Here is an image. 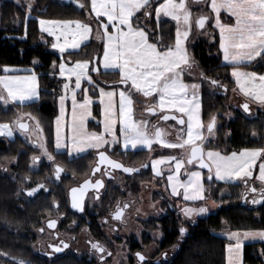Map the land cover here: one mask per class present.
I'll return each instance as SVG.
<instances>
[{"label":"snow or ice","instance_id":"snow-or-ice-1","mask_svg":"<svg viewBox=\"0 0 264 264\" xmlns=\"http://www.w3.org/2000/svg\"><path fill=\"white\" fill-rule=\"evenodd\" d=\"M16 2L19 3V0H16ZM195 2L206 5L210 8V13H203V10H201L202 14L196 17L194 21L193 12L186 0H163L154 8L156 28L162 26L161 17L169 18L177 24L173 47L158 43L156 34L149 30L146 25H140V17H136L135 21L132 19L142 9H144V16L151 17L152 4L150 0H91V10L95 13L96 18L106 17L108 22L103 24L102 68L106 72L108 70L113 73L118 72L119 83L125 85V90L119 92L118 113L114 101L116 92L105 91L103 87L99 88L101 104L104 105L103 133H88L86 131L85 119L91 114L89 111L91 100L86 95L82 103L76 99V89L81 88L82 81L86 80L88 84L94 83L90 71L99 74V68L95 67L96 61L92 62L90 69V62L87 58L76 61L72 67H68L69 61L63 59L64 53L69 48L73 50L81 48V45L89 39L92 28L88 23L81 21L39 19L40 31L55 36L58 41V43L52 45V48L61 54V62L58 65L59 76L68 81L75 77L74 89H70L68 83L63 85L64 90L66 92L71 91L72 94L71 136L62 140L59 129L60 120L57 119L58 127L55 140L57 154L66 151L71 158L74 154L83 153L88 149H96L101 164H107L112 169H119L131 175L138 173L140 169L126 167L110 159L106 152L99 151V149L105 145H122L124 150H136L138 146L151 150L154 144L169 149H183L184 156L181 158L169 155L154 160L152 171L156 177H163V171L158 170L157 165L165 163L171 165L174 162V169H169L166 179L171 186L172 196L180 195L178 189L183 188L184 201H205L206 199L203 177L199 171L186 170L187 180H178V174L185 167V163L187 165L198 163L200 168H207V180L209 182H212L213 179L225 183L244 180L247 184V181L252 179V169L257 159L264 156V147L245 149L239 153L233 151L230 155H222L220 151L216 150H206L205 145L210 143L209 137L216 129L217 121L215 116L211 118L206 127V135L203 131L205 126L200 119L199 112L201 105L198 93L201 84L187 83L184 80L186 68L190 69L195 64V59L190 56L185 42L189 39L193 24L197 29L205 30L206 25H209V21H214L211 26L219 30V48L223 53L225 64L232 66L231 75L235 78L237 87L250 100L264 105V74L258 75L256 71L242 70V68L251 66L253 62H258V58L259 61H264V0H195ZM76 6L79 9L87 8V4L80 3L79 0H77ZM32 11V4L29 3L25 16V29H27V21L32 18ZM221 11H226L230 17H233L234 24L222 23ZM108 25H113L114 34L109 33ZM181 25H183V32H181ZM57 31H59V35H57ZM61 37H63V43H59ZM100 38L98 35L97 39ZM33 63L39 64V60L34 59ZM56 67L54 61L53 68ZM4 71L9 72V69L6 67ZM206 78L202 74V79ZM208 82L213 86H222L216 79H209ZM0 85H3V89L7 93L6 96L0 94V101H3L5 105L9 102L19 101L21 105L30 102L29 106H34V102L41 98L38 78L35 73L28 76L2 77L0 78ZM87 91L85 88V94ZM134 94H141L146 98L158 97L147 110L153 116L157 115V110H159L161 113H165L159 117L160 119L165 122L175 120L176 124L181 126L175 138L176 142H168L164 139L166 133L156 124H153L150 129L147 119H133ZM104 98H107L106 103ZM65 99L66 96L59 97L61 116L64 115ZM241 107L245 113L250 112L249 103L246 102ZM168 113H180V116ZM27 115L29 119L35 122V131L39 137V133L42 132L40 121L31 113ZM184 116L187 117L186 120L182 118ZM22 120L23 117H18L15 122L16 126L21 132H28L29 125L22 122ZM117 123L120 124L119 136L115 127ZM6 135H12V127L8 123L0 124V136ZM256 135L257 133L253 132V136ZM107 137H111V139H107ZM34 147L40 149L41 156L45 157L48 162L55 163L56 155L48 150V146L44 141H39ZM41 156L34 155L31 158L33 167L40 163ZM145 167L147 166L145 165ZM63 171L64 168L56 164L54 169L56 180H60ZM94 172H100V167H96ZM105 175H109V173L106 171ZM257 179L261 185L259 196L255 195L258 191L256 187H249L248 191L253 194V198L249 202L253 205H264V163L259 165ZM174 181L176 182L174 183ZM104 186L103 180L97 179L94 184L91 181H86L81 188H73L71 190V207L83 213L85 211L83 203L84 190L94 187L98 194L96 198L99 199V191ZM41 189L48 191L45 184H38L29 188L26 195L34 197ZM123 207L126 209L128 205L125 204ZM182 212L185 218L192 220L193 217L208 214L209 208L206 204L196 207H184ZM123 215V209L117 208L113 219L120 221ZM192 222L195 224L194 220ZM56 224L57 222L53 220L48 223L47 227L55 229ZM43 231L44 229L41 228L40 232ZM179 232L183 237L187 232V228L182 226ZM227 238L230 241H235L234 245H229V253L235 251L239 259L243 242L247 240L264 241V230L244 231L243 233L229 231ZM50 247H52L53 253H59L68 248L69 245L62 243V246L50 245ZM92 249L100 254L106 252V249L99 243H93ZM6 255V253L0 251V257ZM107 255L111 256L112 253L107 252ZM136 255L138 261L143 264L146 260L145 256L141 253ZM259 255L264 257V250ZM14 264H29V262L14 260ZM101 264H104L103 256H101ZM229 264H232L231 259ZM262 264H264V261H262Z\"/></svg>","mask_w":264,"mask_h":264},{"label":"trees","instance_id":"trees-1","mask_svg":"<svg viewBox=\"0 0 264 264\" xmlns=\"http://www.w3.org/2000/svg\"><path fill=\"white\" fill-rule=\"evenodd\" d=\"M79 2L88 6L87 0H79ZM26 11L23 6L12 1L0 4V76L4 74L5 67H17L21 74H37L41 98L34 102V106H29V103L24 105L17 103L5 108L0 104V122H11L16 111L31 113L40 121L47 144L52 147V121L56 115V94L61 80L53 76L57 73L51 72V65L54 61L58 64L60 58L50 52L49 38L43 36L38 21L39 19H83L84 14L82 9L79 10L72 4H63L57 0H36L31 13L32 18L27 21V29H25ZM222 18L225 22L231 23L229 18ZM149 23L155 31L158 43L167 46L175 43V27L171 22L162 21L160 28H156L153 20ZM214 33V43H200L192 47L193 57L201 74L208 80H218L222 85L215 86L216 93H211L204 87L201 96L203 123H208L213 116L220 122L215 142L207 146L223 153L264 147V111H258L255 117H250L249 114L234 109L226 103L227 93L233 88L230 77L231 67L222 65L219 38L217 32ZM90 47L91 44H86L80 51L71 55L68 53L67 56L74 61L84 60V51ZM214 54H217V57ZM34 59H38L39 64H34ZM245 69L261 73L264 71V61H259L258 58V62H253ZM116 75L113 72L101 73V76L108 81L116 79ZM224 89L226 90L223 91ZM230 113L233 118L229 120L227 116ZM94 115L98 116L96 108ZM253 132L257 135L253 136ZM35 152V148L27 145L18 136L10 140H0V251L7 254L0 257V263L14 264V260H25L29 264H95L70 256L49 263L33 254L32 240L27 234H32L39 225L40 219L53 212L54 205L58 204L62 209L67 207V187L74 180L82 179L87 175L88 165L92 161L91 153L71 160L64 154L53 153L56 155L55 162L73 174L74 179L69 178L62 183V186L53 183L49 186L48 195H39L27 202L22 198L25 193L22 187L25 184L28 187L31 184L47 183L51 171V164L47 162H42L37 170L30 169L31 157ZM118 154L128 163L145 164L148 159L146 150ZM10 163L11 170L8 171L7 165ZM134 176L133 194L140 191L142 182H148L153 178L150 167ZM207 185L209 196L218 207L207 216L194 220L195 224L192 222L186 227L187 232L183 237L179 232L181 224L178 223L176 211L168 210L162 217L139 220L144 230L162 231L164 237L159 244L161 250L175 248L170 261L166 264H226L225 251L228 241L218 234L222 222H225L231 231L264 230V205L248 207L240 202L245 193L244 185L226 184L214 180L207 182ZM223 189H227L229 193L220 196V191ZM111 202L110 199L102 204V216ZM162 205L165 207L164 203ZM94 231L100 236L98 227L94 226ZM262 250H264L263 242L246 244L243 248V264H262L264 257L259 255Z\"/></svg>","mask_w":264,"mask_h":264},{"label":"rangeland","instance_id":"rangeland-1","mask_svg":"<svg viewBox=\"0 0 264 264\" xmlns=\"http://www.w3.org/2000/svg\"><path fill=\"white\" fill-rule=\"evenodd\" d=\"M6 1H12L19 6H23L26 10H27V5L29 3L32 4V8H34V6L36 4V0H19V3H17L16 0H0V4H2L3 2H6ZM87 2H88L87 8L82 9L83 14H84L83 19L70 18V19H52V20L81 21L83 23H88L89 26L92 28V32L89 36V39L84 44L81 45V48L77 49V50H73V49L69 48L64 53L63 59H65L66 61H69L68 67L74 66V63L76 61H82V60H75L74 61V60L70 59L67 56V54L73 53V52H78L86 44H91V47L84 51V55H85V58H87L90 62V69L92 67V62L96 61L95 67L99 68V74L95 71H90L91 72L90 75L92 76L94 83H96V80H98L101 82H105L106 85L111 84V86H110V87H112L111 89H113V91H115L117 94V98L114 97V99L116 98V101H117V107L116 108H117V113H118L119 92L121 90H125V85L119 83L120 78H119L118 72H116L117 78L116 79L115 78L110 79L109 81L104 79L101 76V73L106 72L102 68V56H103V45H104L103 24L108 23L107 18L106 17L96 18L95 13L92 12V10H91V0H87ZM161 2H163V0H150V3L152 4V15H151V17L144 16L143 15L144 9H142L140 12L136 13V16H134L132 19H136V17H140L141 18L139 21L140 25L141 26L146 25L147 28L154 33L155 31L152 29V26L149 23V21L153 20L156 23L154 8H155V6L158 5V3H161ZM186 3L189 5L190 10L193 12V21L195 20L196 17H198L199 15L202 14L201 10H203V13H210V8H208L206 5H204L202 3H196L195 0H186ZM222 17H224V19L228 18L226 15H224V16L222 15V16H220V18L222 20H223ZM161 21H169L174 25V27H175V39H176V28H177L176 22L169 19V18H166V17H161ZM212 24H213V21L210 20L209 25H206L205 30H201V31L197 30V28L195 27V24H193V29H192V32L189 36V39L187 42H185L190 56L193 57L192 47L195 46L196 44L198 45L200 43H203V44L214 43V40H215V38H214L215 33L214 32H215V30L212 28V26H211ZM38 25H39V23H38ZM117 26H119V25H117ZM180 27H181V32H183V25H181ZM39 29H40V25H39ZM108 29H109L110 34H114L113 25H108ZM124 30H126V29H124ZM42 33H43V36L45 38H49V45H50L49 50H50V52L57 55L60 58V62H61V54L57 50L52 48L53 44L58 43L55 36H50V35H48L47 32H42ZM57 35H59V31H57ZM98 35L101 37L100 39H97ZM42 42H44V41H42ZM59 43H63V37H61V40L59 41ZM174 44L172 45L173 47H174ZM214 55H216V57H217V54H214ZM59 63L56 64L57 67L55 69L53 68V64L51 65V72L56 71L58 73V75L55 74L53 76H56L58 79L61 80V83H59L58 88H57L58 93L56 94V115L52 121L53 130H54V121L58 115L57 103L60 102L59 97L60 96H66L65 101L69 102L70 107L72 105L71 91L66 92L63 88V85L65 83H68L70 89L75 88V77H72V80L68 81L67 79L59 76V69H58ZM5 68H3L4 74L1 75L0 78L6 77V76H28V75L32 74V73L21 74L20 69H18L17 67H7L9 69V72H5L4 71ZM107 72H112V71L108 70ZM35 75L38 78V84H39V77L37 74H35ZM184 80L187 83H200L201 84V88H200L199 93H198V99H199L200 105H201V96H202L204 87L206 88L207 91H209L211 93L217 92L216 91L217 88L213 85H210L208 82L209 81L208 79H202V74H201V72L197 66L196 61H195V64L193 65L192 68H190V69L186 68V70L184 72ZM94 83L88 84V82L86 81L84 84L83 82H81V86L83 84V86L86 89H88L89 85L92 86V85H94ZM77 90L78 89H76V92H77L76 95L78 96V100H79L78 102L82 103L84 101L85 95L89 99L93 100V102L90 103L93 117L86 121V123H85L86 131L88 133H103V131H104V127H103L104 114H103L101 104L98 102V97H96V95L95 96L90 95V93L88 91L85 94V92L80 91V90L77 91ZM39 91H40V86H39ZM91 91H92L91 93H95L94 89H92ZM0 94H3L5 96L7 95V93L3 89V85H0ZM157 99H158V97H155V96L146 98V97L142 96L141 94H134L133 119L134 120L147 119L149 121V128L150 129H151V126L153 124H156L158 127L162 128L164 130V132L166 133V135L164 136V139H166L168 142H176L175 138H176L177 132L181 128V126L177 125L176 122H174V121H168V122L161 121L159 117H161L165 113H161L159 110H157V115H155V116L150 115L146 112L148 107L151 105V103L155 102ZM236 102L237 101L234 99L233 96H229V95L227 96L226 103L228 106H230V107L236 106L237 107ZM15 103H19V101L15 102ZM15 103L9 102L7 105L10 106V105H13ZM27 103H30V102H25V104H27ZM0 104L3 107H5V106L7 107V105H5L3 103V101H0ZM69 104H68V106H69ZM232 105H234V106H232ZM72 107H73V105H72ZM95 108L98 110V116L94 115ZM78 111H79V109H78ZM199 112H200V119L202 121L201 108H200ZM27 114H28V112L16 111L15 117L13 118V120L11 122H6L12 127V135L11 136H7V135L6 136H0V140H10V139L16 138L18 136L21 139H23L27 145H30L31 147L36 149V152L34 155L41 156L40 149L38 147H34V145L38 144L39 141H41V140L47 144V138L45 136V133H44L42 127H41L42 132L39 133V137H38V135L35 131V122L32 119H29ZM70 114H71L70 117H71V123H72V112H71V110H70ZM168 114L176 115L178 117L180 116V113H168ZM230 114L227 116V119H229V120L233 118L232 115H230ZM18 117H23L22 122L27 123L29 125V131L28 132H21L19 130V128L16 126L15 122H16ZM182 118L185 120L187 119L186 116H184ZM216 121H217L216 129H214V133L209 137L210 143L215 142L217 130L220 126V122L217 119H216ZM202 123H203V121H202ZM208 123H203L205 126L203 131H205L206 135H207L206 127H207ZM0 124H3V123L0 122ZM184 127L186 129V125ZM119 129H120V125H119V128L118 127L116 128L118 136H119ZM121 141H122V138H121ZM207 145L208 144L205 145L206 150H213V149L209 148ZM47 146H48V144H47ZM48 150L52 153H56V150L54 147V131H53V135H52V147L48 146ZM139 150H146L148 152V159H147V162L145 164L150 167L151 174H152L153 178L148 182H142L140 184L141 185L140 191L137 194L131 193L130 195H128V191L126 192L127 200L132 199V206L130 208L128 216L124 217L125 222L123 223V227L120 228V234H123L126 237L130 236L132 234H136L135 236L138 237V239L141 238V243L143 246L142 251L145 255L150 256L152 254V255H155L156 258H158L159 256H161L165 252V253H167L166 255L168 258L167 262H169L172 254L174 253L175 248L173 247L171 249L161 250L159 244H160L162 238L164 237L162 231L160 229H156L154 231L141 229L139 227V224H140L139 218L142 220H146V219H150V218H159V217L164 216L168 210H173V211H176L177 219L179 221L178 223L181 224V227L182 226L188 227L192 223L193 220H196L198 218H203V217L207 216L208 214L212 213L213 211H215L217 209L218 205L209 196V190H208V185H207V182H209L207 180L208 169L199 168L197 166L198 163H194L193 165H187L185 163V167L182 168L180 173L178 174V180H180V181H186L187 180L188 177L185 175L186 170L187 171H199L203 177V183H204V187H205V197H206L205 201H184L183 200V188L178 189V191L180 192V195H178V196H172L171 195L172 189H171V186L168 184L166 177L169 174V169L170 168L174 169V162L171 165L167 164V163L157 165V169L163 171V174H164L163 177H156L155 174L153 173L152 162L154 160L160 159L161 157H166L169 155H175V156H177V158H181L184 156V150L183 149H169V148H164L159 144H154L152 146L151 150H149L147 148H143L141 146H138L136 150H131V149L124 150L122 148V145H121L120 147L117 146L113 151H115V153L117 155H119L118 154L119 152H123L125 154L128 151L136 152ZM88 151H89V149L87 151H85L84 153L88 154L89 153ZM103 152H106V151H103ZM109 153H111V152H109ZM78 155H80V154H78ZM93 155H94V152L91 153V156H93ZM67 158L70 159L69 157H67ZM74 158H72V159H74ZM42 162H44V163L47 162V163L51 164V171L47 177V181L50 182L51 184H53L54 183V175H53L54 174V168L53 167L56 166V164H57L56 162L55 163L48 162L45 157L41 156V160H40V163L38 165L33 167L32 166V159H31L29 167L31 170H37ZM126 164L130 167H133V168H137V167H140L142 165H145V164H137V163H128V161L126 162ZM10 165H11V163L7 165V168L9 167L8 171L11 170ZM142 171H145V170H142ZM213 174H214V169H213ZM134 177L135 176L133 175V178ZM213 178H214V176H213ZM213 180L215 181V179H213ZM175 182L176 181H174V183ZM216 182H219V181H216ZM73 183L75 184V181H73ZM36 185L37 184H31V186L27 187V185L25 184L24 187H22V188H24V191L26 192L29 188L35 187ZM45 185H46V187L50 188L48 186V184L45 183ZM249 187H251L250 184H245L243 186L245 193L242 195L243 197H242L240 202L241 203L243 202L248 207H255L256 205H253L252 203L249 202L253 198V194L248 191ZM257 190L258 191L255 195L258 197L259 196V194H258L259 188ZM228 193L229 192L227 189H223L220 191V196H225ZM22 198L26 199L24 194L22 195ZM162 203H164L165 207H163ZM205 204L209 208L208 214H206L204 216L193 217L192 220H188L187 218L184 217L183 212H182V209L184 207H196V206H203ZM227 204L228 203H225V205H227ZM93 205H94V202L92 201L91 198H89V200H87V207L91 208ZM222 226L224 227V229H226V227L228 228V226L226 225L225 222H222ZM224 229L221 228L220 233H225V232L231 231L229 228H228L229 230L227 229L226 231ZM241 233H243V232H241ZM103 234L107 237V239H110L109 237L114 235V232L110 228L105 227V229L103 230ZM140 235H142V236H140ZM89 237H90V233L87 232L84 227L79 229L78 233H77L76 243L72 247H74V249H77L79 251V253H83V254L86 253V251H88L86 239ZM234 243L235 242H233V245H234ZM263 243H264V241H263ZM113 251H114V253H113L112 258L109 259L108 261L104 262V264H122V263L124 264L123 261H125L126 256L128 254L127 248L123 244H119V245L115 246V249ZM95 255H93V256H95ZM94 260L96 261L95 264H101L98 261V258L94 257ZM0 264H2V263H0Z\"/></svg>","mask_w":264,"mask_h":264},{"label":"flooded vegetation","instance_id":"flooded-vegetation-1","mask_svg":"<svg viewBox=\"0 0 264 264\" xmlns=\"http://www.w3.org/2000/svg\"><path fill=\"white\" fill-rule=\"evenodd\" d=\"M106 153L111 159L120 162L124 166H128L125 160L118 156L115 151L111 152L112 154L109 152ZM96 155L97 153L92 156V161L88 165L87 175L82 179L74 180L75 184L72 183L67 187V207L62 209L58 204L54 205L53 212L40 219L39 225L32 231V234H27L29 239L32 240L31 246L33 254L39 259L49 263L57 262L59 259L66 256L81 260L83 259L87 263L96 262L94 260V257H96L101 263V256H103L104 262L108 261L113 256L115 246L123 244L128 250L126 259L123 261L124 264H141V262L138 261L137 253H141L145 256L146 260L143 264H165L168 260L167 253L164 252L158 258L152 254L150 256L145 255L142 251L143 246L141 238L138 239V237L135 236L136 234L127 237L120 234V228L123 227V223L125 222L124 217L128 216L132 206V199L127 200L126 192L128 191V195L132 193L134 186L131 178H133V175L127 176L122 171L112 169L110 166L99 165L97 163L98 159L96 158ZM61 167L64 168V171L61 173L60 180H56L55 174H53L54 184L56 186H62V183H65L69 178L74 179L73 174H70L64 166ZM96 167H100V172H94ZM53 168L55 169V167ZM106 171L109 175H105ZM97 179L103 180L105 185L104 188L99 191V199L96 198L98 195L96 189L94 187H89L87 188L88 192L84 202L85 211L83 213L74 211L70 206V200L68 197L69 191L72 188H81L86 181H91L94 184ZM46 184H48V186L51 185L50 182H47ZM26 192L24 193L26 199H24L27 202H30L39 195H48L50 190L49 188L48 191L41 189V191L34 197H28ZM89 198L94 202V205L91 208L87 207V200H89ZM110 199L112 200L111 205H109L105 214L102 216V204ZM125 204L128 205L126 209L123 207ZM117 208H121L124 211V215L120 221L113 219ZM53 220L57 222L56 228L50 229L47 225ZM105 221H107V223H105ZM94 226L98 227L100 236L95 234ZM83 227L90 233V237L86 239L88 251L84 254L79 253L77 249L72 247L76 243L78 230ZM105 227L110 228L114 232L113 238L107 239L103 234ZM139 227L141 228L142 226L139 224ZM41 228L44 229L43 232H40ZM62 243H67L69 247L62 252L53 253L50 245L62 246ZM93 243L101 244L106 249V252L104 254L95 252V250L92 249ZM107 252H111L112 255L108 256Z\"/></svg>","mask_w":264,"mask_h":264},{"label":"crops","instance_id":"crops-1","mask_svg":"<svg viewBox=\"0 0 264 264\" xmlns=\"http://www.w3.org/2000/svg\"><path fill=\"white\" fill-rule=\"evenodd\" d=\"M221 15H226L230 20H231V23H228V22H225L224 20H222L221 19V22L222 23H225V24H234V18L233 17H230L228 14H227V12L226 11H221V13H220V16ZM213 23H214V21H213ZM216 32H217V35H218V38H219V30L218 29H216V28H214V27H212ZM219 51H220V58H221V63H222V65H225V66H229V67H231V70H230V77H231V79H232V81H233V88H231L229 91H228V93H227V96L229 95V96H233L234 97V99L237 101L236 103H237V107L236 106H234V105H232V106H234L233 108L234 109H238V110H240V107H241V105L242 104H244V103H249V109H250V114H249V116L250 117H255L256 116V114H257V112L258 111H264V105H260L258 102H256V101H253V100H250L248 97H246L242 92H240V90H239V88L237 87V85H236V81H235V78L234 77H232V75H231V71H232V66L231 65H227V64H225V62H224V60H223V53H222V51L220 50V48H219ZM242 70H244V71H248V70H246L245 68H242ZM57 73V72H56ZM91 73V72H90ZM258 75L259 74H264V71L263 72H261V73H257ZM57 75H58V73H57ZM84 84H85V82L86 81H82ZM97 83V84H96ZM96 83H94V85H89V88L87 89L88 90V92L90 93V95H96V97H98V102L101 104V96H100V94H99V88L100 87H103L104 88V90L105 91H113V89H111L112 87H110L111 86V84H105V82H101V81H98V80H96ZM84 89H85V87L83 86V84H82V86H81V88L80 89H78L77 91H83L84 92ZM92 89H94V91H95V93H91L92 91ZM233 89H235V91H233ZM76 94H77V92H76ZM116 98H117V94H116V96H115ZM116 98L114 99V101H115V103H116V107H117V101H116ZM76 99H77V101H79L78 100V96L76 95ZM105 99V103L107 102V98H104ZM91 100V102H93V100L92 99H90ZM15 104H17V103H15ZM68 104H69V102L68 101H65L64 102V115L63 116H61V106H60V102L59 103H57V110H58V115H57V117L55 118V121H54V147H55V140H56V134H57V119H59L60 120V124H59V129H60V134H61V138H62V140H64L65 138H70V136H71V114H70V110H71V112H72V109H73V107H72V105H71V107H70V104H69V106H68ZM8 106V105H7ZM90 107H89V111H90V115L89 116H87L86 117V119H85V123H86V121L87 120H89V119H91L93 116H92V110H91V105H89ZM101 107H102V110H103V114H104V105L103 104H101ZM5 108H6V106H5ZM230 115H232V114H230ZM119 123H117L116 124V128L118 127L119 128ZM107 139H111V137H107ZM69 143H70V140L68 141ZM117 146H121V145H116V146H109V145H105L104 147H102L101 149H99V151H106V152H113V150L117 147ZM241 151H244V150H241ZM241 151H237V153H239V152H241ZM89 153H92V152H94V155L96 154V153H98V151L96 150V149H89V151H88ZM232 153V152H231ZM231 153H223V152H221V154L223 155V154H227V155H230ZM62 154H64V155H66V157H69L68 155H67V152L66 151H63V153ZM80 155H78V154H74V156L73 157H69L70 159L69 160H71L72 158H76V157H78V156H81V155H85V153L83 152V153H79ZM93 155V156H94ZM68 159V158H67ZM261 163H264V156H261L259 159H257V161H256V163H255V165H254V167H253V169H252V179L251 180H248L247 181V184H250V186L251 187H256L257 189L259 188L260 189V187H261V185H260V182H259V180L257 179V177H258V175H259V165L261 164ZM213 176H214V174H213ZM220 183H225L224 181H219ZM235 184V183H240V184H242V185H245L246 183H245V181L244 180H234V181H232V182H230V183H226V184ZM259 194V193H258ZM139 220H142V219H140L139 218ZM222 229H224V227L222 226L221 227ZM141 229H143L142 227H141ZM228 228L226 227V229H224L225 231L227 230ZM221 230V229H220ZM229 230V229H228ZM228 233L229 232H225V233H220V231L218 232V234L219 235H221V236H223V237H225L226 239H227V241H228V243H227V246H226V251H225V261H226V264H229V261H230V259H231V261H232V264H241V261H242V264H243V248H244V246L246 245V244H251V243H257V242H263V241H260V240H247V241H244L243 242V248H242V251H241V256H240V258L238 259L237 258V254L235 253V251H233L232 253H229V251H228V247H229V245H233V242H235V241H230L227 237H228ZM114 237V235H112V236H110L109 238L111 239V238H113Z\"/></svg>","mask_w":264,"mask_h":264},{"label":"water","instance_id":"water-1","mask_svg":"<svg viewBox=\"0 0 264 264\" xmlns=\"http://www.w3.org/2000/svg\"><path fill=\"white\" fill-rule=\"evenodd\" d=\"M57 1H59V2H61V3H63V4H72V5H74V6H76V4H77V1L76 0H57ZM77 7V6H76ZM78 8V7H77ZM79 9V8H78ZM197 30H199V29H197ZM199 31H201V30H199ZM223 91H225V89L223 90ZM240 109H241V111H243L244 112V110H243V108L242 107H240ZM148 114H150L149 112H148V110L146 111ZM245 113V112H244ZM245 114H250V112L249 113H245ZM151 115V114H150ZM161 121H163L162 119H160ZM169 121H174V122H176L175 120H169ZM163 122H165V121H163ZM168 122V121H167ZM178 125V124H177ZM107 154V153H106ZM108 155V154H107ZM109 156V155H108ZM96 158L98 159V164L99 165H103V166H109V165H107V164H101L100 163V161H99V153H97V155H96ZM110 159H111V157H109ZM112 160H114V159H112ZM116 162H118V161H116ZM120 163V162H119ZM146 165V164H145ZM145 165H142V166H140V167H137L138 169H140V171L138 172V173H133V174H131V175H134V174H139L142 170H147L148 169V165H146L147 167H145ZM197 166L199 167V164H197ZM126 167H130V166H126ZM200 168V167H199ZM202 169V168H201ZM203 169H207V168H203ZM115 170H119V169H115ZM121 171V170H120ZM124 173V172H123ZM125 175H127V176H131V175H129V174H127V173H124ZM73 189V188H72ZM71 189V190H72ZM69 191V195H68V197H69V200H70V206H71V201H72V191ZM87 192H88V190L87 189H85L84 190V200H83V203L85 202V198H86V195H87ZM77 195H79V193H77ZM72 208V207H71ZM73 209V208H72ZM74 211H76L75 209H73ZM78 212V211H77Z\"/></svg>","mask_w":264,"mask_h":264}]
</instances>
